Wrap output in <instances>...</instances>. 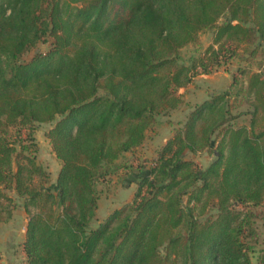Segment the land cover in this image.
<instances>
[{
	"label": "trees",
	"instance_id": "obj_1",
	"mask_svg": "<svg viewBox=\"0 0 264 264\" xmlns=\"http://www.w3.org/2000/svg\"><path fill=\"white\" fill-rule=\"evenodd\" d=\"M207 29L214 44L186 64L181 49ZM239 48L264 51V0H0V221L28 213L25 264H253L264 81L248 70L250 126L229 122L231 90L212 94L136 173L134 200L94 223L98 183L185 103L180 88ZM44 124L60 161L51 187L36 156ZM205 150L206 167L186 158Z\"/></svg>",
	"mask_w": 264,
	"mask_h": 264
},
{
	"label": "rangeland",
	"instance_id": "obj_2",
	"mask_svg": "<svg viewBox=\"0 0 264 264\" xmlns=\"http://www.w3.org/2000/svg\"><path fill=\"white\" fill-rule=\"evenodd\" d=\"M214 36L215 33L212 29L201 31L198 42L181 49L183 62L190 65L192 57L202 55L210 45L214 44ZM50 40L49 38L39 43L35 49L25 55V58L29 59L38 51H46ZM217 46L215 45V47ZM237 52L235 56L224 57L219 65L212 67L209 74H195L188 87L180 88L179 93L184 95L185 103L168 114L160 115L158 123L148 130L145 142L133 151L126 153L119 160L121 167L110 176L108 181L98 183L100 198L97 217L94 220L95 225L106 220L117 208L134 200L140 181L136 173L141 169L147 170L154 164L168 139L178 128L183 126L188 113L207 98H211L212 94L231 90V94L225 101V111L229 109L227 116L231 118L229 122L233 126H250L251 111L254 108L249 102V96L245 90L248 79L247 72L243 70L260 74L264 81V51L260 50L255 56L242 48H239ZM235 77L237 78L236 82L234 81ZM48 129V124L39 126L35 130V137L39 147L36 153L37 160L49 172L50 181L47 185L51 187L56 182L60 170V161L55 156L51 143L46 136ZM216 138L218 142V137L216 136ZM217 142L215 140L214 147L217 146ZM186 158L192 159L199 167H206L214 159V154L207 150L201 152L187 151ZM9 193L19 200L14 195V191L11 190ZM187 198L188 196H185V200ZM238 208L243 209L244 206L240 204ZM31 209L35 210L34 207ZM27 223L28 213L22 206H18L14 210L11 220L0 221L1 264H25L26 254L23 244ZM254 224L257 236L251 241L254 248L250 255L252 263L259 264L260 256L264 254V203L254 207ZM161 251L166 255L164 247ZM170 264L172 263L170 262ZM177 264H184V259L180 257Z\"/></svg>",
	"mask_w": 264,
	"mask_h": 264
}]
</instances>
